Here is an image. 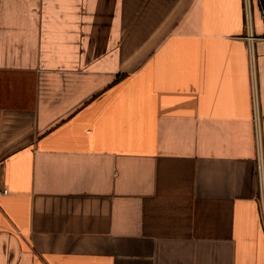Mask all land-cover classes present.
<instances>
[{
    "label": "crops",
    "instance_id": "1",
    "mask_svg": "<svg viewBox=\"0 0 264 264\" xmlns=\"http://www.w3.org/2000/svg\"><path fill=\"white\" fill-rule=\"evenodd\" d=\"M259 133V0H0V264H264Z\"/></svg>",
    "mask_w": 264,
    "mask_h": 264
},
{
    "label": "built area",
    "instance_id": "2",
    "mask_svg": "<svg viewBox=\"0 0 264 264\" xmlns=\"http://www.w3.org/2000/svg\"><path fill=\"white\" fill-rule=\"evenodd\" d=\"M256 120H257V126H258V128H261L258 114L256 115ZM257 144H258V151H259L260 159H261V156H262V140H261V134L260 133L258 134ZM261 161H262V159H261ZM263 169H264V166H263V161H262V163H261V170H263ZM1 193H4V194L8 193V189H6V188L3 189L2 191H0V194ZM263 220H264V201H263Z\"/></svg>",
    "mask_w": 264,
    "mask_h": 264
},
{
    "label": "trees",
    "instance_id": "3",
    "mask_svg": "<svg viewBox=\"0 0 264 264\" xmlns=\"http://www.w3.org/2000/svg\"><path fill=\"white\" fill-rule=\"evenodd\" d=\"M260 1V6H261V9L263 10L264 12V0H259Z\"/></svg>",
    "mask_w": 264,
    "mask_h": 264
}]
</instances>
